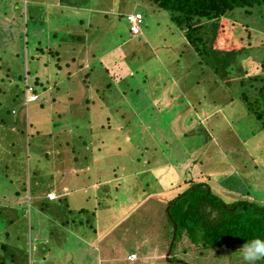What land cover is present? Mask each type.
I'll return each instance as SVG.
<instances>
[{
  "label": "rangeland",
  "instance_id": "1",
  "mask_svg": "<svg viewBox=\"0 0 264 264\" xmlns=\"http://www.w3.org/2000/svg\"><path fill=\"white\" fill-rule=\"evenodd\" d=\"M257 8L246 16L235 15V27L227 24L225 32L236 41L229 50L243 49L238 54L241 67L255 85L264 78V7ZM132 10L144 16L138 36L131 34L125 17ZM49 29L59 41L51 38ZM77 38L96 43L95 59L91 54L88 68L80 72L79 63L73 62L78 58L69 53L83 51L84 45H74ZM186 44L168 12L154 9L148 0H0V245L11 247L5 254L0 249V261L182 264L176 261L183 259V264H248L242 246L203 248L188 242L180 229L172 238L168 202L193 183H206L227 204L247 199L264 206V128L237 89H228L223 97L224 85L209 81L213 72L207 68L206 76L200 74L202 62ZM98 54H103L104 68ZM234 62L229 65L235 70L230 80L239 86ZM67 72L73 74L68 80ZM35 82L44 88L31 103L26 94ZM98 138L105 145L93 158ZM107 146L111 151L104 153ZM109 154L113 156L105 161L112 165L104 166L98 158ZM64 163L76 172L83 164L90 172L95 169L93 195L83 183L85 195L94 197L84 203L87 209L113 204V198L101 195L114 193L112 187L118 184L112 182L105 193V177L96 168L126 165L129 183L148 184L150 196L145 201L139 197L129 218L105 236L102 214L90 221L72 213L77 220L72 223L66 202L44 204L42 212L32 207L42 189V196L52 189L51 176L57 181L55 192H61L58 187L67 175L58 177L56 172L65 171ZM125 187L117 188L118 204L129 201ZM29 193L33 200L28 207ZM10 217L18 220L9 225ZM79 219L85 223L78 224ZM76 231L90 243L79 245ZM17 249L18 260L12 263L8 256ZM130 253L136 255L127 261ZM145 254L151 257L146 260ZM166 254L178 259L169 262ZM255 264H264V259Z\"/></svg>",
  "mask_w": 264,
  "mask_h": 264
},
{
  "label": "trees",
  "instance_id": "2",
  "mask_svg": "<svg viewBox=\"0 0 264 264\" xmlns=\"http://www.w3.org/2000/svg\"><path fill=\"white\" fill-rule=\"evenodd\" d=\"M148 1L153 4L154 9L168 12L170 20L182 32L183 38L187 43L186 45L196 52V55L200 58L199 64L202 62L203 68L200 71V74L206 76V69L209 68L214 74L209 81H212L213 83L219 82L222 87L224 85L223 91L221 92V96L223 97L225 96L223 94L226 93L228 89H237L239 92L238 97L244 103L248 112L259 121L264 128V78L259 81L256 80L257 84L255 85V82H252V80L247 77L248 72L241 67V61H239L240 59L238 55L243 49L239 51L229 50V48L236 45V41L234 35L230 36L228 33H225L227 31V24H233L232 27H235L237 23L233 21L235 15L243 14L246 16L251 14L253 10L258 9L257 7H264V0ZM134 5L137 6L138 2H134ZM135 13L141 14L144 21L143 13L140 11L132 10V12L126 14L125 17ZM140 33L138 35H140ZM226 35L228 36L225 37ZM76 61L77 60H74V62ZM232 61L236 62V66L238 67L236 70L240 72L238 73V79L240 80L239 86L234 85L230 80L231 74L235 71L234 69H230L229 66ZM63 65L66 68L69 67L68 64L64 63ZM70 75H72V73L67 72V80L70 79ZM26 78L28 79V76H26ZM31 85L33 87V93L35 94H39L36 93L39 88H44V84L41 82H35V84L32 83ZM257 85L259 88H257ZM202 112L206 113L209 111L202 110ZM98 151L100 150L96 148L92 154L93 158L97 156ZM104 166L106 165L104 164ZM125 166L126 165L113 166L112 168L107 169V171H105V169H99V172L103 174L105 178H100L102 177L100 175L98 178L106 181L103 183L105 184L104 186H101L102 184L100 186L106 193L107 190L109 191V187H111L113 183H118L117 186L112 187V189L117 192L119 191L117 188L120 185H125V192L129 195L128 199H132V203L135 205L134 202L139 197L150 196L145 190L148 184L145 187H138V184L132 181L130 184V180L128 179L130 174L125 176ZM83 167L84 168L80 170L81 173H79V177L84 180H87V178L90 177L88 182L91 183L92 172L89 171L87 166ZM106 172L108 174H106ZM65 173H68L66 168L65 171H62V173L58 175V177H61L62 175L65 176ZM93 175H95V173H93ZM110 179H113V181ZM52 180L53 176H51V179L48 182H53ZM37 184V182H34L35 186L32 189L33 193H35L36 188L38 187ZM94 189L95 188L91 186L88 189L92 195ZM43 190L44 189H42L41 192H43ZM51 190L52 189H50V191ZM116 191L114 193L109 191L107 194L101 195L103 197L113 198V204L106 202L102 209L105 210L100 213L102 214L101 220H103L101 225L105 229L104 236L120 227L118 219L114 218L115 210L118 209L115 206V204H118L116 200ZM54 193H56L55 190ZM60 193H63V191ZM15 194L19 196V199L21 198L18 191L15 192ZM60 198H62V196ZM89 198L91 202H93L94 197L89 196ZM161 199L164 200L163 197H161ZM27 200L29 207L30 201L33 200L32 193L27 195ZM17 205H20L19 201L17 202ZM96 211L98 212L99 209ZM94 213V210L88 211L85 218L87 220L90 219L91 221L97 217V215L93 217ZM168 215L170 224L173 228V239H175L176 232L180 229L184 232L186 238H188V242L196 245L198 244V246L203 248L215 250L226 246H243L244 243L256 238L264 239V206H257L253 201L247 199L232 200L227 204L219 196L212 193L206 183L203 182L197 184L193 183L184 190V192L169 201ZM129 216L130 212L127 218H129ZM10 219L11 220L8 222L9 225L13 224L15 220H18V217L15 219L10 217ZM81 223H85L83 219H81ZM5 238L6 240L8 239L6 236ZM10 248L11 247L6 244L0 245L3 254H5L6 249L9 250ZM19 252L20 250L17 249L15 253H10L8 256L12 263L17 262V255ZM132 254L134 255L135 253H130V256ZM145 255L146 257L150 256V254ZM168 258L169 262L178 259L173 255H169ZM176 262H181L183 264L185 261L179 259ZM0 264H4V260H1Z\"/></svg>",
  "mask_w": 264,
  "mask_h": 264
},
{
  "label": "crops",
  "instance_id": "3",
  "mask_svg": "<svg viewBox=\"0 0 264 264\" xmlns=\"http://www.w3.org/2000/svg\"><path fill=\"white\" fill-rule=\"evenodd\" d=\"M134 11V10H133ZM130 12H132V11H130ZM103 14H105L106 12H102ZM129 13V12H128ZM82 23V22H81ZM88 26V25H87ZM89 28H91L92 26L91 25H89L88 26ZM100 28V27H99ZM49 32H50V29L48 30ZM49 35L51 36V38L52 39H56V35L52 32H50L49 33ZM68 39H70L71 40V38H70V35L68 36ZM78 40L76 41V43L74 42V45L75 46H79V45H84V49H83V51L82 52H80V50L78 49V50H72V51H69V53L70 54H72L73 55V57H76V58H78L77 59V63H79V72L83 69V68H88V66H87V62H90L89 61V58H90V56H91V54H92V51H93V49L95 48V46H96V43L94 42V45L93 46H91V45H89V44H87V43H82V41L79 39V38H77ZM60 39H56V41H59ZM55 41V42H56ZM61 42H64V40H62ZM51 45H53V46H56V43H52ZM72 45V41H70L68 44H67V46L66 47H70ZM119 46V45H118ZM118 46H116V47H118ZM58 47H61V45H59ZM89 50V51H88ZM110 54V53H109ZM102 55L103 54H98L97 56H96V59L98 60V62H100L101 63V65H102V68H104V64L102 63V61H103V59H102ZM92 58L93 59H95V57H94V54H92ZM74 62V61H73ZM82 63H84V66L82 65ZM114 67H115V69L117 68L116 67V63L114 64ZM105 70H107V67L105 68ZM115 73V72H114ZM73 75V74H72ZM71 76V75H70ZM87 76V75H86ZM96 98V97H95ZM92 103V102H91ZM97 145V147H98V149L99 150H101V147L102 146H104L105 145V143H104V140H103V138H98V144H96ZM105 149H108V150H106V151H104V153H107V152H110L111 150H110V147H106ZM125 153L126 152H124V153H119L122 157H125ZM98 154H100V151H98L97 152V155ZM113 155H111V154H109V155H103L102 156V158H101V156L98 158V160H101L102 162H103V164H105L106 166H111L112 165V162H106L105 161V159H108V158H111ZM66 164V166H65V168L67 169V171H68V173H66V178L64 179V180H62L61 181V184L63 185V186H59L58 187V189L59 190H61V191H63V193H59V194H57V193H55V195H56V199L55 200H48L47 199V197H46V195L45 196H42V193L43 192H40L39 194H38V197H36L35 198V200H34V204H32V207L33 206H38L39 208H40V211L42 212L43 211V206H44V204L45 205H48V204H52L53 202H66V211H67V213H68V216H71L73 219L71 220V222L72 223H74V222H77V220H76V218H74L73 216H72V213H76L77 215H80L81 217H84L85 215H87V212L88 211H90V209H87L86 208V206L84 205V203H87V202H91V200H90V198H89V195H85V192H86V186H91V187H96V186H93V184H94V182H88V180H89V178L90 177H88L87 178V180H84V179H82L81 177L79 178V173H81V171H78V172H76L75 170H70L69 169V165H70V163H65ZM83 166H85V164H83L82 166H81V168H80V170L81 169H83L84 167ZM96 170H97V173L99 172V168H96ZM58 175L59 174H61L62 173V171H58V172H56ZM93 173H95V169L93 170V172H92V176L91 177H93L94 175H93ZM77 174H78V176H77ZM135 175H136V173H135ZM63 176V175H62ZM81 181H85V182H87L88 184L85 186L83 183L84 182H81ZM57 181H56V179H55V177L53 176V182H50L51 183V185H52V190L51 191H47L46 192V194H48V193H54V190H55V184H57L56 183ZM58 182H60V181H58ZM148 186V185H147ZM71 190V191H70ZM62 196V198H60ZM129 196V195H128ZM147 196H145V197H142L143 199L141 200V201H145L147 198H146ZM60 198V199H59ZM73 201H72V200ZM75 199V200H74ZM75 201H78V203H75ZM130 203V204H129ZM115 206H116V208H118L117 210H115V217L114 218H117L118 219V221H119V223H120V225L127 219V216H128V214H129V212H131L130 210H133V207L135 206V205H133V203H132V199H130L129 198V201L128 202H126V204H115ZM121 207H124V208H121ZM119 208H121V209H119ZM103 209V208H102ZM102 209H100L98 212L96 211L97 209H96V207H93V210L95 211V213H94V215H93V217L94 216H96L97 214H100L102 211H104V210H102ZM20 219H24V217H21ZM94 219H96V217L94 218ZM78 224H80V225H83L84 223H81V219H79V221H78ZM98 229H97V226H96V228H95V230H94V234H95V238L98 236L97 235V231ZM101 233L104 235L105 234V229H104V231L102 230L101 231ZM81 238V239H80ZM85 238H87L85 235H81L80 234V232L79 231H76V238L75 239H80V240H76V241H79V245L80 244H84L85 246L86 245H88L87 243H90V242H88ZM94 238V239H95ZM98 238V237H97ZM88 247H91V246H88ZM96 251H97V249H96ZM133 255V254H132ZM130 256V254L127 256V261H129L128 260V257ZM151 257V254H150V256L149 257H146L145 256V259L147 260V259H149ZM158 257H160V258H162V257H164L163 255H160V256H158ZM168 257H167V254H166V256H165V260H167L168 261Z\"/></svg>",
  "mask_w": 264,
  "mask_h": 264
},
{
  "label": "clouds",
  "instance_id": "4",
  "mask_svg": "<svg viewBox=\"0 0 264 264\" xmlns=\"http://www.w3.org/2000/svg\"><path fill=\"white\" fill-rule=\"evenodd\" d=\"M35 95L37 96V99L32 101L31 103L36 102L40 96L39 94H35ZM50 194H54L55 197L53 199H50L49 197ZM46 197L48 200L56 199L55 193H48ZM241 250L243 253V259L247 261L248 264H255L256 261L264 259V239L256 238L247 243H244Z\"/></svg>",
  "mask_w": 264,
  "mask_h": 264
},
{
  "label": "built area",
  "instance_id": "5",
  "mask_svg": "<svg viewBox=\"0 0 264 264\" xmlns=\"http://www.w3.org/2000/svg\"><path fill=\"white\" fill-rule=\"evenodd\" d=\"M126 19L129 24L130 32L133 35H138L141 32V25L143 23L142 15L139 13L130 14L126 16ZM26 96H27L26 99L28 100V102H32L37 99V96L33 93L32 88H28ZM27 100H26V103H27ZM49 197L50 199H53L55 196L54 194H50ZM131 257H134V256L131 255L130 258Z\"/></svg>",
  "mask_w": 264,
  "mask_h": 264
}]
</instances>
